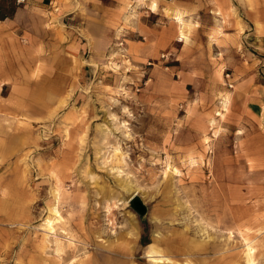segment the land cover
<instances>
[{
	"label": "rangeland",
	"instance_id": "374dc122",
	"mask_svg": "<svg viewBox=\"0 0 264 264\" xmlns=\"http://www.w3.org/2000/svg\"><path fill=\"white\" fill-rule=\"evenodd\" d=\"M240 67L264 0H0V264H264Z\"/></svg>",
	"mask_w": 264,
	"mask_h": 264
},
{
	"label": "crops",
	"instance_id": "0c3cea01",
	"mask_svg": "<svg viewBox=\"0 0 264 264\" xmlns=\"http://www.w3.org/2000/svg\"><path fill=\"white\" fill-rule=\"evenodd\" d=\"M178 20L181 22V29H182L181 35L185 39H187V33L185 31V23L181 17H178ZM247 68H248L247 72H249L252 66L251 67L249 66ZM244 74L246 78L244 77L243 79H241V77L244 76ZM246 74L247 73L242 72V67H240L239 70L235 73L234 75L235 79L237 77V79H241V80L237 81L235 90L232 93H229V98L232 100L235 97L239 99L240 97L246 98L249 96L250 101L248 105V113L255 119V121L259 123L260 118L263 114V102H264L263 99L264 96L262 97L261 95H259V93L262 92L263 85L259 83L258 78H255L256 77L255 75L250 76L251 75L250 73L247 75ZM229 101H226L227 103L225 102V105H227Z\"/></svg>",
	"mask_w": 264,
	"mask_h": 264
},
{
	"label": "bare ground",
	"instance_id": "6f19581e",
	"mask_svg": "<svg viewBox=\"0 0 264 264\" xmlns=\"http://www.w3.org/2000/svg\"><path fill=\"white\" fill-rule=\"evenodd\" d=\"M229 99L230 98H226V101H228ZM54 213L59 214V212L56 209H54ZM56 218H58V217H56ZM56 218H54V220ZM54 220H48V228H49L50 231H53L54 230V225H53ZM246 244H247V252L246 253L248 254V255L246 254V256H248L247 257L248 258V260H247L248 261V264H254V258H253L254 247L251 244H249V243H246ZM157 249H158L157 246H152L151 249H150V252L153 253V254H155V253H157ZM154 260L158 261V259H154ZM161 260H163V258H160V261L159 262H161Z\"/></svg>",
	"mask_w": 264,
	"mask_h": 264
},
{
	"label": "built area",
	"instance_id": "2783aa9c",
	"mask_svg": "<svg viewBox=\"0 0 264 264\" xmlns=\"http://www.w3.org/2000/svg\"><path fill=\"white\" fill-rule=\"evenodd\" d=\"M232 86V85H231Z\"/></svg>",
	"mask_w": 264,
	"mask_h": 264
}]
</instances>
